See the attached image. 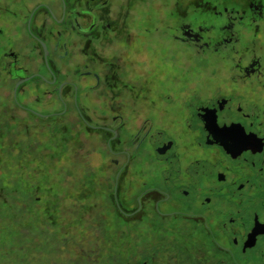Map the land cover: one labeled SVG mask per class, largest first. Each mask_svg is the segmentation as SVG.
Returning a JSON list of instances; mask_svg holds the SVG:
<instances>
[{"label": "flooded vegetation", "instance_id": "obj_1", "mask_svg": "<svg viewBox=\"0 0 264 264\" xmlns=\"http://www.w3.org/2000/svg\"><path fill=\"white\" fill-rule=\"evenodd\" d=\"M132 1L0 0V93L7 95L11 87L17 107L43 120L75 110L87 127L110 135L108 150L119 158L114 162L121 165L124 158L116 177L118 183L133 156L148 144L165 171L155 172L150 182L140 181L147 188L136 198L137 208L132 215L141 213L145 198L152 195L149 206L159 217L188 214L204 220V230L224 258L235 264L239 258L264 261V201L261 209H249L243 198L254 187L264 189V0H198L194 14L182 12L185 17L180 18L173 9V0H136L133 2H139V9L133 11L129 7ZM113 24L124 27V35L135 42L130 49L125 46L121 54L125 74H132L138 81L153 79L154 96L157 83L172 79L175 63L185 66L190 56L199 57L224 90L209 100L193 102L185 125L187 132H195L199 147L194 165L198 169L212 166L209 173H214L215 189L220 187L214 191H225L234 202L230 206L233 211L219 223L226 242L217 236L202 211L191 214L180 209L185 204L182 201L189 200L193 192L181 179L189 174V168L183 164L187 140L180 125L174 129L172 124H166L169 128L160 124L157 116L161 115L156 110L144 113L143 123L134 124L130 132L122 115L113 118L114 122H122L116 129L94 126L87 119L80 102L82 80L90 83L93 79L98 89L103 77L98 70L80 63L82 59H74V52L76 48L86 52L82 45L109 33ZM90 60L96 62L94 57ZM59 106L61 110H57ZM124 129L129 132L126 137ZM115 141L121 144L117 152L113 149ZM158 173L162 174L161 185H157ZM175 177L181 185L179 197L173 196L175 190L171 189ZM115 196L119 211L126 215L118 186ZM213 204L212 196L203 197V207ZM228 209L221 205L217 211ZM249 211L251 220L247 219Z\"/></svg>", "mask_w": 264, "mask_h": 264}, {"label": "rangeland", "instance_id": "obj_2", "mask_svg": "<svg viewBox=\"0 0 264 264\" xmlns=\"http://www.w3.org/2000/svg\"><path fill=\"white\" fill-rule=\"evenodd\" d=\"M133 1L129 5L132 11L139 4ZM172 5L180 18L185 17L182 12L194 14L198 0H173ZM124 30L113 24L109 33L83 44L89 56L76 48L74 59H82L80 63L98 70L103 77L98 89L93 79L90 83L82 80L81 107L94 126L119 128L122 122L113 118L122 115L130 132L134 124L143 123L144 113L154 110L161 115L157 116L160 124L173 125L174 129L180 125L187 140L183 164L189 168V174L181 179L193 190L180 209L191 214L202 211L217 236L226 242L219 223L233 211L230 206L234 202L225 191L215 192L220 187L215 189L214 173H209L212 166L198 169L194 165L199 147L195 132H187L185 125L193 102L209 100L224 90L200 58L190 56L188 63L183 62L185 66L175 63L172 79L158 82L154 96L153 79L138 81L131 73L125 74L121 54L125 46L130 49L135 42L129 41ZM92 57L96 62H91ZM11 89L7 88V95L0 93V264H235L218 254L200 217H159L149 206L152 195L145 198L143 211L132 215L136 198L147 188L140 181L150 182L155 172L165 171L155 160L151 146L147 144L144 151L133 156L118 183L116 177L124 158L121 165L114 162L119 158L108 150L110 135L87 127L75 110L46 120L22 112L13 102ZM129 132L124 129L122 134L126 137ZM120 145L115 141L113 149L117 152ZM177 168L171 170L176 172ZM160 173L157 185L163 183ZM178 181L175 177L171 186L176 197L181 186ZM117 186L126 215L118 209ZM208 195L214 198V204L206 208L202 201ZM243 198L249 209L253 206L259 210L264 189L254 187ZM221 205L229 211L218 212ZM263 262L239 258L237 264Z\"/></svg>", "mask_w": 264, "mask_h": 264}, {"label": "water", "instance_id": "obj_3", "mask_svg": "<svg viewBox=\"0 0 264 264\" xmlns=\"http://www.w3.org/2000/svg\"><path fill=\"white\" fill-rule=\"evenodd\" d=\"M39 117H44V116H42V115H38Z\"/></svg>", "mask_w": 264, "mask_h": 264}]
</instances>
